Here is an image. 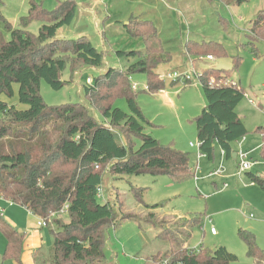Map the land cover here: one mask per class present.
<instances>
[{
    "label": "trees",
    "instance_id": "trees-1",
    "mask_svg": "<svg viewBox=\"0 0 264 264\" xmlns=\"http://www.w3.org/2000/svg\"><path fill=\"white\" fill-rule=\"evenodd\" d=\"M243 1L246 0L238 3ZM77 7L75 0H66L50 11L42 2L30 0L28 14L20 18L18 27L0 15V198L25 208L49 225L52 245L37 251L35 264H108L104 254L106 233L121 222L116 216L123 203L119 197L99 202L107 174L116 180L145 174L167 175L175 181L192 177L189 154L164 146L144 133L147 119L130 84L131 75L144 72L148 92L157 94L165 87L157 67L168 63L172 54L152 21L132 16L125 26L126 32L143 41L144 51L118 52L121 59L133 58L136 62L124 72L109 67L91 84L87 83L85 98L89 105L48 106L44 102L41 83L46 82L55 91L63 89L68 81L62 76L73 67L72 62L80 63L79 73L89 67L98 70L106 67L103 52L88 37L56 38L61 28L73 23ZM33 22L42 23L37 34L29 30ZM248 37L252 47L264 42V9L256 16ZM184 52L199 58L228 55V50L217 42L187 41ZM240 62L235 59L237 65ZM231 78L230 71L212 67L199 75L207 105L195 123L201 151L211 162L215 161L219 148L231 159L236 143L250 134L237 113L243 92L210 85L212 79L219 82ZM122 97L127 100L129 112L114 105ZM18 105L28 108L21 110ZM92 112L102 119L95 118ZM118 131H123L127 139L131 137L129 144L122 142ZM255 133L263 134L264 125ZM135 138L141 140L137 150L133 147ZM261 155L264 158V149ZM253 179L264 192V180L256 175ZM145 206L154 209L161 205ZM66 207V212H62ZM64 214H68V222ZM149 218L154 220L155 214ZM201 218L188 219L183 228L175 226L172 232L164 229L158 238L166 243L164 240L169 236L166 240H172L174 248L159 251L156 254L159 257L147 258L151 264L236 262L237 256L226 247L207 251L202 244L196 248L188 246L197 228L206 230L207 223ZM184 228H189V233L179 230ZM1 229L6 250L0 255V264L9 261L23 264L25 235L14 227ZM239 236L247 245L248 255L257 264H264V253L255 235L241 229Z\"/></svg>",
    "mask_w": 264,
    "mask_h": 264
},
{
    "label": "rangeland",
    "instance_id": "rangeland-1",
    "mask_svg": "<svg viewBox=\"0 0 264 264\" xmlns=\"http://www.w3.org/2000/svg\"><path fill=\"white\" fill-rule=\"evenodd\" d=\"M36 1L42 2L44 7L51 11L59 2L66 0ZM75 1L78 7L73 23L61 28L56 38L88 37L92 44L103 52L106 67L102 70L89 67L79 73L77 67L80 63L72 62L73 67L68 68L62 76L68 84L59 91L53 90L43 81L40 94L48 106L76 103L89 105L85 98V86L89 78L92 83L109 67L124 72L136 62V59L127 60L118 56V52L123 51H144L143 41L135 40L126 32L125 26L132 16L152 20L158 27L163 41L166 40L167 45L171 42L167 38L171 36L173 29L166 19V13L169 12L170 7L175 10L177 0H162L166 6H162L163 10L157 7L159 11L152 9V3L149 0ZM195 1L199 2V0ZM200 4L205 18L199 22L197 28H188L181 16L178 21H175L174 57L168 63L157 67V72L162 75L161 78L165 82L164 89L157 94L148 92V77L144 72L133 74L129 79L131 86L135 88L133 90L136 91V101L147 119V123H144V133L164 146L189 154L192 166L197 160V149L190 146L191 143H198L195 120L206 107L207 100L198 77L194 76L189 83L163 78L177 69L180 70L182 64L179 62L182 60L178 61L176 57L185 55L184 45L187 34H190L189 38L192 41L217 42L228 50L226 57H215L213 61H208L206 57L188 56L190 65L191 63L194 65L197 74L200 75L211 67L228 70L231 73V80L240 83L252 98L261 95L264 85V42L259 41L252 47L248 37L256 16L264 9V0H246L240 4L238 0H201ZM200 8L197 11L201 12ZM29 9L30 0H0V15L5 16L14 27H18L20 18L27 16ZM159 13H165L163 19ZM41 26V22H33L29 30L37 34ZM6 37L9 38V35L7 34ZM236 58L241 61L239 65L235 63ZM191 68L192 66L189 69ZM12 102L17 103V100ZM94 105H96L95 102ZM114 105L129 112L127 100L124 97L118 98ZM18 108L26 110L28 106L18 105ZM91 110L96 112L94 108ZM237 113L249 129L248 136L258 138L259 134L255 135V131L264 125V114L250 105L245 98L239 104ZM93 115L98 120L102 119L97 113ZM118 134L124 144L130 143L131 137L127 139L123 131H118ZM140 145V138H135L133 142L135 150ZM226 162L227 166L233 164L231 159ZM210 166L213 164L202 160V171L198 174L197 180L193 173H191L192 177L182 181H175L167 175L151 174L125 176L121 180H116L113 175L107 174L99 202L105 203L109 198L113 201L119 197V201L123 203V209L117 212V220L121 221L119 225L110 227L106 233L104 248L106 262L108 264H151L147 258L158 256L156 254L159 251L174 248L173 241L166 240L169 236L164 240L168 244L158 238L164 229L172 232L175 226L182 227L184 221L202 216L205 223L207 217L212 222L206 224L205 232L201 228L194 231L189 247L196 248L202 244L207 251L226 247L229 252L237 256V261L232 264H257V261L248 255L247 245L239 236V230L252 232L264 253V192L258 184L251 185V179L246 175L242 181L232 176L230 186L222 190L219 184L220 178L207 177ZM213 182H218V185L214 186ZM135 190L137 192H134ZM145 205L161 206L149 209ZM151 214H155L156 217L152 220L153 222L149 218ZM0 215L3 216L0 218V255L6 250L1 227L10 226L7 222L11 224L14 222L17 230L25 235L24 246L39 241L46 247L52 245L49 225L48 228H39L38 222L43 220L25 208L0 198ZM62 216L66 222L69 221L68 214ZM160 222L164 223L161 227L155 226V223L160 224ZM212 227L217 232L216 236L211 233ZM254 228L259 230L256 232ZM179 230L189 233V228ZM7 264L16 263L9 261Z\"/></svg>",
    "mask_w": 264,
    "mask_h": 264
},
{
    "label": "built area",
    "instance_id": "built-area-1",
    "mask_svg": "<svg viewBox=\"0 0 264 264\" xmlns=\"http://www.w3.org/2000/svg\"><path fill=\"white\" fill-rule=\"evenodd\" d=\"M206 59L208 61L214 60L212 56L206 57ZM194 76L199 78V74H197V72L194 70V67H192L191 69H188V70L173 71V73H169L168 75L163 76V78L172 79L173 81H176V80L181 81V82L186 81L187 83H189L193 79ZM88 83H91L90 78L88 79ZM210 85L214 87H222V86L233 87L239 91H242L243 97L248 101V103L254 106L256 109L260 110L264 114V85H263L262 96L257 97V98L255 97L252 98L242 88L241 84L234 80H226V81L217 82L214 79H212L210 82ZM261 137H262V142L259 146L260 150L264 149V133L261 134ZM245 140L246 138L244 137L236 143V150L234 153L235 154V169H234V173L231 175L239 179L240 181H242L244 176L250 173L253 170V168H255L257 165L264 164V159L261 161H258V160L251 158L250 153L244 149ZM190 146L192 148L197 149V154H196L197 160H196V163L192 166V173L196 180L198 179V174L202 171V160H206L208 163L213 164V166L210 167L211 169L207 175L208 178H220V179L228 178V167H227V162H226L228 158H227V153L225 150L219 148L215 161L211 162L208 159V155L201 151V143L199 142L197 144L191 143ZM252 184H255V183L252 182L251 185ZM228 187H229L228 183L223 182L221 189L225 190ZM98 191L101 194V189H99ZM66 209L67 207L62 212H66ZM206 223H211V219L207 217ZM38 225L40 227H47V223L45 221L38 222ZM211 233L216 234L215 228L212 227Z\"/></svg>",
    "mask_w": 264,
    "mask_h": 264
},
{
    "label": "crops",
    "instance_id": "crops-1",
    "mask_svg": "<svg viewBox=\"0 0 264 264\" xmlns=\"http://www.w3.org/2000/svg\"><path fill=\"white\" fill-rule=\"evenodd\" d=\"M149 1H151L150 3H152L151 5L153 6V8H152L153 10H155V9L158 10V8L163 10L162 6L165 5L164 1H162V0H149ZM200 1L201 0H199V2H196L195 0H177L176 3H175L176 4L175 5V10H173L171 7L168 8L169 12L166 13V19L169 22V25H171V27L173 29V32L171 33V36H169L167 38V40L171 41V42H170L169 45L166 46V48L171 51V54H172V58L171 59H173V57H174L173 56L174 55L173 54L174 53L173 50L175 49L174 46L176 45V39L174 37L175 28H176V22L175 21H178V19H180V16H181L183 21L185 22V24H186V26L188 28H191V27H196L197 28L198 25H199V22L200 21L202 22L204 20V18H205L204 15H203L204 12L200 8V5H201ZM198 8L201 9V12L197 11ZM159 14H161V17L163 19L165 13H163V14L159 13ZM135 17H138V16H135ZM138 18H140V17H138ZM157 29H158V27H157ZM158 31H159V29H158ZM189 37H190V34L188 33L187 34L186 43H187V41H192ZM164 41H166V40H164ZM176 60H178V61L182 60L181 62H179V64H182L180 66V70H188L190 68V66L194 67V65L192 63L190 65V58L188 57L187 54H185L183 57H180V56L178 57L177 56ZM177 70H179V69H177ZM261 96H262V93H261L260 96H257V97H261ZM255 135H258V134L255 133ZM245 138H246V140H245V143H244V149L250 153L251 158H253L255 160H258V161L263 160L264 158L262 157L261 150L259 149V146H260V144L262 142L261 135L259 134L258 138H255L254 136L253 137L247 136ZM231 160H233V164H230V166L229 165L227 166L228 167V178L220 180V183H219L220 187L222 186L223 182H227L228 185L230 186V181H232V178H231L232 176L231 175L234 173V169H235V159L233 158V156H232ZM253 170H254L255 173L253 172ZM253 170L250 173H248L246 176L249 177L251 179L250 181L255 183L254 186H256L257 183L254 181L253 175H256L257 177H259V178L264 180V164L257 165L255 168H253ZM213 184H214V186H217L218 182H213ZM0 218H3V216L0 215ZM7 223L11 227H15L16 229H18L15 226L14 222H12V224L9 223V222H7ZM39 228L43 229L45 227H40L39 226ZM48 230L50 231L49 228H48ZM258 230H259L258 228H254V231L257 232ZM50 234H51V232H50ZM216 234H217V232H216ZM216 234H212V235L216 236ZM51 239H52V234H51ZM5 242H6V238H5ZM43 247H45V249H49V247L44 246V243L41 242V241H39V242H37L35 244H26V246H24V252H23V257H22L23 264L27 263L26 261H29L27 264H35V262H34V258L35 257L34 256L37 253V251H39V249H42Z\"/></svg>",
    "mask_w": 264,
    "mask_h": 264
},
{
    "label": "water",
    "instance_id": "water-1",
    "mask_svg": "<svg viewBox=\"0 0 264 264\" xmlns=\"http://www.w3.org/2000/svg\"><path fill=\"white\" fill-rule=\"evenodd\" d=\"M233 158L235 159V154L233 155Z\"/></svg>",
    "mask_w": 264,
    "mask_h": 264
}]
</instances>
